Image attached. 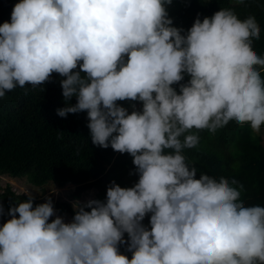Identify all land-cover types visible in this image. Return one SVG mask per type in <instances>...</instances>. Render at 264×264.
Returning <instances> with one entry per match:
<instances>
[{
	"label": "clouds",
	"instance_id": "clouds-1",
	"mask_svg": "<svg viewBox=\"0 0 264 264\" xmlns=\"http://www.w3.org/2000/svg\"><path fill=\"white\" fill-rule=\"evenodd\" d=\"M172 3L19 0L0 24V98L59 74L57 115L86 111L92 143L129 154L138 175L131 187L110 182L104 200L73 201L70 221L54 208L55 185L39 204L25 190L0 225V264H264V207L246 206L242 183L184 154L202 130L264 129L260 26L221 8L185 30Z\"/></svg>",
	"mask_w": 264,
	"mask_h": 264
},
{
	"label": "trees",
	"instance_id": "trees-1",
	"mask_svg": "<svg viewBox=\"0 0 264 264\" xmlns=\"http://www.w3.org/2000/svg\"><path fill=\"white\" fill-rule=\"evenodd\" d=\"M17 2L19 0H0V24L10 20ZM221 8H232L241 20L255 16L261 33L253 48L257 54L264 55V0H245L243 5L236 0H173L167 10L174 26L187 30L198 14L202 20ZM61 79L59 74L53 73L52 79L41 86L17 87L0 98V174L27 177L37 187L47 183L57 187L73 184L72 196L76 199L96 189L94 199L104 200L112 181L121 187L133 186L138 175L134 174L132 157L115 152L111 147L103 149L94 145L86 111L69 113L65 118L57 115V109L65 106ZM188 79L185 76L182 83ZM76 102L75 97L70 101L73 105ZM118 103L129 112L133 103L137 109L142 107L138 102ZM251 131V128L245 131L234 121L214 134L202 130L198 147L186 149L184 154L200 171L216 178H235L242 183L245 191L241 199L246 206L264 207V143L260 142L264 140L255 141ZM262 132L264 134V129ZM24 200H27L26 195L17 194L8 186L0 193L4 216H8L10 206ZM43 202V198L34 200V204ZM54 208L61 214L74 215L70 201H56ZM143 223L148 226L149 218ZM120 252L131 258L126 245L120 246Z\"/></svg>",
	"mask_w": 264,
	"mask_h": 264
},
{
	"label": "rangeland",
	"instance_id": "rangeland-1",
	"mask_svg": "<svg viewBox=\"0 0 264 264\" xmlns=\"http://www.w3.org/2000/svg\"><path fill=\"white\" fill-rule=\"evenodd\" d=\"M243 129L245 131H249L250 127L248 125H244ZM252 132V131H251ZM254 140H264V134L261 132V134L256 135L252 132ZM263 142L264 141H260ZM55 184L52 183H47L43 185L42 187H37L34 186L32 183L29 182L27 177H21V178H14L10 177L6 174H0V193L4 192L7 187L9 186L11 190H13L17 194H22L24 193L25 190H29L33 192V195L35 198L41 199L45 196L49 195V190H51L54 187ZM56 189H58L59 194L52 196L53 202L55 203L56 201H70L73 202L75 200H80L84 201L89 198H95L96 196V189H90L84 193L81 194V196L76 199L72 196V193L75 189V185L73 184H67L64 187H57L55 185ZM43 194V195H42ZM57 211V210H56ZM58 215L63 216L66 221H70L72 219L71 215L69 213H59L57 212ZM54 218V217H53ZM9 219L8 216H2L0 217V225H2L6 220Z\"/></svg>",
	"mask_w": 264,
	"mask_h": 264
}]
</instances>
